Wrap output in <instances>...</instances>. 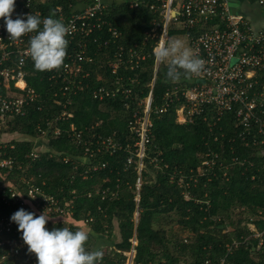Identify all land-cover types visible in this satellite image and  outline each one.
<instances>
[{"label": "trees", "instance_id": "trees-1", "mask_svg": "<svg viewBox=\"0 0 264 264\" xmlns=\"http://www.w3.org/2000/svg\"><path fill=\"white\" fill-rule=\"evenodd\" d=\"M80 2L44 0L35 9L42 12L41 19L55 12L54 18L65 24L71 8ZM58 8H62L61 12ZM105 17L111 27L106 25L102 32L96 30L90 36L78 35L67 48V52L76 55L81 52L80 45L86 44L85 55L93 60L83 64L84 73L91 75L85 81L89 89L76 96L63 95L61 80H51V74L36 70L33 61L29 63L27 83L40 95V100L31 105L25 117L14 119L8 128L9 133H18L26 139L14 142V149L8 150L17 160L10 177L33 178L34 183L44 193L57 198L61 206L71 205L72 216L66 222L61 219L48 221L46 227L49 231L62 227L88 231L86 249L99 247L103 251L99 264H127V254L132 250L136 252L133 264H222L223 260L225 264H264V217L259 214L260 211L264 214L261 150L256 146L245 147L238 138L240 129L235 127L232 114L216 122L214 114L205 111L193 122L181 124L177 121V110L182 101H174L166 113L154 112L156 107L165 104V97L174 88L191 87V77L169 80L167 66L161 63L153 88L151 141L143 160L144 167L139 173L137 159L126 168L130 156L127 145L138 140L130 132L129 121L138 108L137 103L152 91L153 48L157 39L145 41L153 28V17L147 9L113 5ZM109 27L121 33L118 43L111 39ZM199 32L197 28L179 33L172 31L170 38L186 41L187 37L199 36ZM135 45H139L141 56L146 55V59H138L140 63L135 68L129 64L113 75L109 64L118 48L125 49V56ZM125 58L129 59L128 54ZM117 77L121 79L122 91L117 99L103 103L93 100V89L112 84ZM257 77L264 83L263 68L258 70ZM126 90L132 95L126 97L123 93ZM0 93L5 94V90L1 89ZM69 98L72 106L68 111L73 118L59 122L63 132L59 136L49 135L39 159L30 160L27 156L33 150L31 139L39 135L37 126L49 118L59 117L67 108ZM125 103L130 105L129 110ZM98 123L101 125L94 133H116L123 149L114 155L102 153L83 161L84 149L71 143L68 131L74 125L77 131L89 135L93 132L91 127ZM209 151L219 154L224 165L218 164L212 174L202 176L200 169ZM65 157L71 158L68 163L64 162ZM103 163H107L105 169L86 174L89 165ZM139 178L142 180L140 191L137 190ZM104 189L109 191L106 200L101 194ZM114 192L118 194L116 198L111 196ZM89 193L93 195L90 198ZM138 194L139 202L136 201ZM20 209L31 213L28 207L13 209L0 203V219ZM162 215L174 221L168 229L157 225ZM89 219L92 221L86 224ZM253 223L262 234L260 237L251 230ZM116 228L120 233L118 242L113 238ZM9 237L22 238V233ZM98 239L104 243L98 246ZM234 243L238 245L234 247ZM104 244L107 251L103 250ZM230 246L233 248L229 252ZM12 252L8 245L0 247V258L6 256L4 261L0 259V264H37L35 254L29 253L28 248L19 255Z\"/></svg>", "mask_w": 264, "mask_h": 264}, {"label": "built area", "instance_id": "built-area-1", "mask_svg": "<svg viewBox=\"0 0 264 264\" xmlns=\"http://www.w3.org/2000/svg\"><path fill=\"white\" fill-rule=\"evenodd\" d=\"M43 1L16 0L12 19L20 16L26 20L28 14L42 16V12L35 7L42 5ZM257 2L264 7V0H257ZM124 4L131 9H147L152 14L153 28L147 33L145 41L157 39L155 47L160 42L168 41L172 31L179 33L181 30L196 28L200 31L199 36L187 37L186 41L193 54L205 61V70L199 76H190L193 83L191 87H176L170 91L165 97V104L156 107L154 112L159 115L166 113L174 101H182L177 110V121L181 124L193 122L205 111L214 114L216 122L225 115L232 114L235 127L240 129L238 138L245 147L259 148L260 156L264 158V83H261L257 77L258 70L264 69V27L260 30L254 29L242 13L234 11L230 0H81L78 6L71 8L70 16L65 22L70 33L66 36L69 44L78 35L90 36L96 30L102 32L106 25L110 26L105 17L109 7ZM61 9L57 10L61 12ZM61 19H63L62 16ZM110 27L111 39L118 43L121 33ZM32 35L35 33L13 40L9 37L4 20L0 19V90H5V94L0 93V132L2 133L9 128L14 119L25 117L31 105L40 100V95L27 83L29 75L27 67L33 61L28 51L29 39ZM107 44L108 42H105V45ZM80 48L81 52L76 55L67 52L64 65L60 69L47 71L52 75L51 80L62 81L60 90L63 95L70 93V96H76L79 92L90 88L89 83L85 81L90 79L91 75L89 72L84 73L83 64L93 60L85 55L86 44H81ZM124 52L125 49L120 46L113 60L110 61L109 67L113 75H116L120 68H127L129 64H132V69L135 68L139 65L140 59L145 60L147 57L141 56L139 45L131 47L125 53V56L128 54L129 59L125 58ZM134 59H136L135 63H133ZM160 65L161 63L155 59L154 79L150 84L152 91L145 100L137 103L138 108L133 111L129 121L130 132L138 140L127 145L130 156L127 159L126 168L138 159L139 173L143 170V160L151 141L150 117L153 113V88ZM19 83H23L24 86L20 87ZM120 83L121 79L117 77L112 84L93 89V100L103 103L117 99L122 93ZM123 93L126 97L132 95L130 90ZM70 99L67 108L59 117L49 118L43 125L37 126L39 135L33 144L35 150L27 156L30 160L39 159L40 153L37 148L40 141H46L49 135L59 136L63 132L59 122L73 118V114L68 111V108L72 106ZM124 105L127 110L130 109L129 104ZM100 125V123L93 125L91 127L93 132L89 135H85L83 131H77L74 125L68 131L71 143L84 149L83 161L93 159L97 154L102 153L114 155L123 149V143L119 141L116 133L112 135L94 133ZM18 141L21 139L15 142ZM13 143V140L8 143L0 141V203L13 209L28 207L37 217L45 212V215L51 217L48 221L54 222L61 219L66 222L72 216L71 205L70 207L61 206L59 200L44 193L42 188L34 183L33 178L17 177L13 181L10 180L17 165L16 158L8 154L9 149H14ZM70 159L65 157L64 162L68 163ZM218 164L224 165L220 155L209 151L200 173L202 176L212 174ZM89 166L86 174L91 170L105 169L107 163ZM141 186L142 180L139 178L138 191ZM108 192V189L102 191L103 200H106ZM92 196L91 193L88 194L89 198ZM111 196L116 198L118 194L114 192ZM136 201H140L139 194ZM15 212L16 210L13 214ZM259 214L264 217L262 211ZM11 216L0 219V247L8 245L13 250L12 254L19 255L24 248L28 247L22 238L9 237L20 233L18 225L11 220ZM91 221L92 219H89L85 223ZM250 228L256 237L262 235L254 223L250 225ZM133 244L136 246L137 242L134 241ZM237 245L238 243H234V247ZM232 248V246L228 247L229 252ZM135 253V250H132L127 254L132 264ZM0 259L4 261L6 256ZM222 264H225V260Z\"/></svg>", "mask_w": 264, "mask_h": 264}, {"label": "clouds", "instance_id": "clouds-1", "mask_svg": "<svg viewBox=\"0 0 264 264\" xmlns=\"http://www.w3.org/2000/svg\"><path fill=\"white\" fill-rule=\"evenodd\" d=\"M16 0H0V19L5 22L9 37L19 39L35 33L29 39V55L38 71L58 70L64 65L67 57L69 28L56 19L55 12L46 18L28 14L26 20L18 16L12 19ZM42 26V27H41ZM156 61L166 64V78L179 81L181 77L199 76L205 70V61L193 54L181 39H170L160 42L154 48ZM51 217L35 216L34 213L20 209L11 220L18 225L28 252L35 254L37 264H99L103 251L86 249L89 232L83 229L76 231L68 227H46Z\"/></svg>", "mask_w": 264, "mask_h": 264}, {"label": "crops", "instance_id": "crops-1", "mask_svg": "<svg viewBox=\"0 0 264 264\" xmlns=\"http://www.w3.org/2000/svg\"><path fill=\"white\" fill-rule=\"evenodd\" d=\"M231 4L232 7L234 8V11L242 13L247 18V20L250 22V24L253 26L254 29L260 30L264 27V7L260 6L257 0H237L235 1V3L231 2ZM23 140L26 141L25 138L21 139V141ZM35 140L36 138L31 139L32 145L34 144ZM41 142L46 144L45 140L40 141V143ZM33 150L35 149L33 148ZM38 153L40 152L38 151Z\"/></svg>", "mask_w": 264, "mask_h": 264}, {"label": "rangeland", "instance_id": "rangeland-1", "mask_svg": "<svg viewBox=\"0 0 264 264\" xmlns=\"http://www.w3.org/2000/svg\"><path fill=\"white\" fill-rule=\"evenodd\" d=\"M231 2H234L235 3V1H237V0H230ZM170 39H180V38H176V37H169V40ZM182 41H184V40H182ZM185 42V45H186V47H188V45H187V41H184ZM189 48V47H188ZM23 138V136H21V135H19L18 133H14V134H10V133H8V129L7 130H4V133L3 134H0V141L1 142H6V143H8V142H10V141H12L13 140V142H15V141H17V140H19V139H22ZM38 151L40 152V153H42V152H44V149H45V143H43V142H41L40 144H39V146H38ZM16 178V176H13V179H15ZM13 179L12 178H10V180L11 181H13ZM137 217H138V214H137ZM172 222H174V221H171V219L169 218V217H166V216H164V215H162L161 217L159 216V218H158V220H157V225H161L162 227H165V228H169L170 226H171V224H172ZM175 228V230H177V227H174ZM181 234L184 236V235H186L185 233H183V232H181ZM113 238L115 239V242H118L119 240H120V233H119V231H118V228H116V232H115V234H114V236H113ZM104 242H102V239H98V242H97V244H98V246L100 245V244H103ZM107 246L104 244L103 245V250L104 251H107L108 250V248H106ZM127 264H132L131 262H130V259H129V257H128V260H127Z\"/></svg>", "mask_w": 264, "mask_h": 264}, {"label": "bare ground", "instance_id": "bare-ground-1", "mask_svg": "<svg viewBox=\"0 0 264 264\" xmlns=\"http://www.w3.org/2000/svg\"><path fill=\"white\" fill-rule=\"evenodd\" d=\"M18 85H19L20 87H23V86H24V84H23V83H19Z\"/></svg>", "mask_w": 264, "mask_h": 264}, {"label": "water", "instance_id": "water-1", "mask_svg": "<svg viewBox=\"0 0 264 264\" xmlns=\"http://www.w3.org/2000/svg\"><path fill=\"white\" fill-rule=\"evenodd\" d=\"M201 83H203V82H201Z\"/></svg>", "mask_w": 264, "mask_h": 264}]
</instances>
